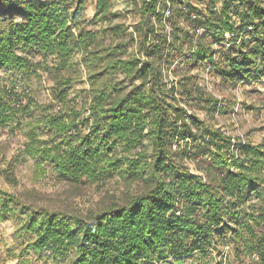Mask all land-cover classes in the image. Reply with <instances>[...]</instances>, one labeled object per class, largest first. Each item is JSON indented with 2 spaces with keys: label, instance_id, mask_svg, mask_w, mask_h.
Listing matches in <instances>:
<instances>
[{
  "label": "trees",
  "instance_id": "1",
  "mask_svg": "<svg viewBox=\"0 0 264 264\" xmlns=\"http://www.w3.org/2000/svg\"><path fill=\"white\" fill-rule=\"evenodd\" d=\"M137 1L141 21L130 30L113 20V0H96L99 27L86 25V0H0V70L38 75L45 66L57 99L39 103L23 75L0 76V125L25 123V147L61 177L82 182L118 172L128 182H144L126 201L87 214L36 206L0 186V216L26 215L22 227L34 233V249L67 264H163L221 251L223 242L232 245L237 264L245 255L250 264H264V143L233 140L192 112L200 126L193 129L181 100L223 113L234 104L224 106L192 74L175 82L165 70L188 45L192 65L210 59L224 81L263 78L264 0H208L204 13L182 0L180 12L188 13L192 28L173 20L174 0L168 17L161 0ZM215 42L230 44L225 66ZM29 51L43 53L45 65ZM85 80L88 86L71 96ZM79 93L86 95L81 101ZM188 150L202 156L200 171L186 163ZM254 192L263 203L246 206Z\"/></svg>",
  "mask_w": 264,
  "mask_h": 264
},
{
  "label": "rangeland",
  "instance_id": "2",
  "mask_svg": "<svg viewBox=\"0 0 264 264\" xmlns=\"http://www.w3.org/2000/svg\"><path fill=\"white\" fill-rule=\"evenodd\" d=\"M87 9L85 17L88 20V27H99L103 22H96L94 15L96 12V0H86ZM113 20L125 22L133 30L135 25L141 21L139 4L137 0H113ZM182 0L172 1V9L177 8L173 20L183 24L188 28L193 27L188 13L180 12ZM190 4L196 6L201 13L206 12L208 0H190ZM164 9L168 7L169 0H161L160 4ZM155 17H152V21ZM240 25V24H238ZM167 28L171 29L169 20ZM231 37V33H227ZM212 41V38H209ZM180 42V41H179ZM219 42L214 46L218 49L216 57L222 66L226 64L228 47H222ZM132 45V44H131ZM132 49V48H131ZM190 48L184 46L183 51L179 48L174 54L171 64L165 66L169 79L175 82L183 75L192 74L196 80L210 91L213 95L223 100L224 106L227 102L234 104V109L227 113L213 112L206 106L196 102H185L189 108V113L185 116L193 129L200 126L195 122V118L190 116L193 112L207 123L221 126L231 133L236 140H252L255 143H264V77H258L252 81H240L234 84L230 80L224 81L222 75L218 73L210 59L200 60L192 65L189 58ZM28 54L33 61H40L45 65V57L41 52L29 51ZM47 66H52L54 58L51 57ZM48 69L42 66L41 74H21L20 71L0 70V76L7 78L24 76L23 86L27 87L33 96L44 105L56 103L57 99L53 94V80L47 75ZM88 82L76 84L71 92V96L78 93L82 87H87ZM179 87V85L177 86ZM179 98L183 96L181 89H176ZM86 95L79 93V101ZM57 105H60L58 107ZM61 104L57 103L55 111L61 109ZM174 116L173 113H171ZM86 130V125H82ZM29 127L12 124V126L0 125V186L10 192L18 194L25 202L33 203L36 206H47L51 209H65L68 211H78L83 214L90 213L104 205L112 203L114 200L126 201L134 194L144 189L142 179L128 182L118 172H113L98 180H91L84 177L82 182L73 181L67 177H61L54 170L52 163L42 158V155L35 151H28L25 147L28 141ZM43 136H47L44 134ZM189 139V138H188ZM187 141V140H185ZM181 141L182 145L186 142ZM145 146L149 149L152 144L149 139L145 140ZM177 147V143L174 144ZM190 156L186 157V163L195 171L199 170V160L202 156H196L192 150ZM44 161L43 167H40ZM11 170H13L11 172ZM262 187L259 189L261 190ZM263 203V196L254 192L245 201V205H260ZM1 206V203H0ZM252 208V206H251ZM26 215L18 214L10 218L0 216V264H67V260L60 258L56 261L46 251L37 252L32 244L34 233L22 227ZM251 258L245 255L243 264H250ZM237 264L234 250L231 244L221 243V251L209 248L205 251H197L190 255L179 258H171L163 264Z\"/></svg>",
  "mask_w": 264,
  "mask_h": 264
},
{
  "label": "built area",
  "instance_id": "3",
  "mask_svg": "<svg viewBox=\"0 0 264 264\" xmlns=\"http://www.w3.org/2000/svg\"><path fill=\"white\" fill-rule=\"evenodd\" d=\"M172 13V9L170 7V2H169V5L167 8H165V17H168L170 16ZM198 31L201 32L202 31V28H198ZM58 107H60V105H57Z\"/></svg>",
  "mask_w": 264,
  "mask_h": 264
}]
</instances>
